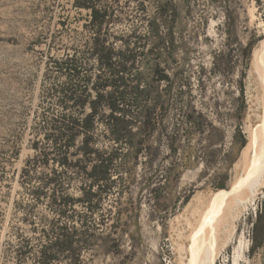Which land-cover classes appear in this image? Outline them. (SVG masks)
<instances>
[{
    "label": "rangeland",
    "instance_id": "374dc122",
    "mask_svg": "<svg viewBox=\"0 0 264 264\" xmlns=\"http://www.w3.org/2000/svg\"><path fill=\"white\" fill-rule=\"evenodd\" d=\"M263 37L264 0H0V264H186L246 174ZM216 225V264H264L255 182Z\"/></svg>",
    "mask_w": 264,
    "mask_h": 264
},
{
    "label": "bare ground",
    "instance_id": "6f19581e",
    "mask_svg": "<svg viewBox=\"0 0 264 264\" xmlns=\"http://www.w3.org/2000/svg\"><path fill=\"white\" fill-rule=\"evenodd\" d=\"M252 65L263 87V111H261L260 122L248 133L246 132L247 143L242 151L248 160L246 174L230 189L218 190L211 197V204L203 217L202 224L200 225L199 221L190 239L186 264H216V221L227 196L238 191L242 185L248 186L250 182H255L259 191L264 193V37L254 52ZM241 248L242 245L235 250L231 264H242Z\"/></svg>",
    "mask_w": 264,
    "mask_h": 264
},
{
    "label": "trees",
    "instance_id": "16d2710c",
    "mask_svg": "<svg viewBox=\"0 0 264 264\" xmlns=\"http://www.w3.org/2000/svg\"><path fill=\"white\" fill-rule=\"evenodd\" d=\"M78 4L79 5H87L89 6V0H78ZM92 16H93V19L95 21H102L104 19V17L106 16V11H101L99 9H96L95 7H92ZM107 55V66H109L110 62L109 60L111 59L110 58V55L106 54ZM110 68V67H109ZM114 107V109H116V106H112ZM93 117V115H89V118H88V121L91 120ZM89 127H91L90 125H88ZM116 127L117 128H120V126L118 125V123L116 124ZM240 135V141L242 143L243 146H245L246 144V140L244 139V137L242 136V134H239ZM74 136L75 134L72 133L71 136H69L71 138V142L73 141L74 139ZM86 144H88V141L86 140ZM102 166V167H101ZM95 171L96 172H100L99 173V178H109L110 177V172H111V168H110V164H105L103 161H101V164L100 165H96L95 166ZM94 191H89V193H87V198L90 200L92 195H94ZM71 241L70 240H67V243H70Z\"/></svg>",
    "mask_w": 264,
    "mask_h": 264
}]
</instances>
